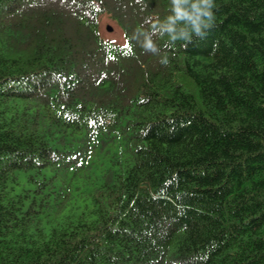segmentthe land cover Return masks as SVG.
<instances>
[{"label": "trees", "instance_id": "16d2710c", "mask_svg": "<svg viewBox=\"0 0 264 264\" xmlns=\"http://www.w3.org/2000/svg\"><path fill=\"white\" fill-rule=\"evenodd\" d=\"M215 2L152 55L169 0H0V264H264V0Z\"/></svg>", "mask_w": 264, "mask_h": 264}, {"label": "clouds", "instance_id": "9594fccd", "mask_svg": "<svg viewBox=\"0 0 264 264\" xmlns=\"http://www.w3.org/2000/svg\"><path fill=\"white\" fill-rule=\"evenodd\" d=\"M215 0H169L168 14L157 18L149 27H137L131 37L145 53L160 55L157 38H166L164 49H173L178 43L188 48L196 40H203L215 26ZM216 45L214 43L213 48ZM161 65L169 64L167 54L160 56Z\"/></svg>", "mask_w": 264, "mask_h": 264}, {"label": "rangeland", "instance_id": "374dc122", "mask_svg": "<svg viewBox=\"0 0 264 264\" xmlns=\"http://www.w3.org/2000/svg\"><path fill=\"white\" fill-rule=\"evenodd\" d=\"M109 25L112 27V30L111 31H106V26ZM102 29H103V32L105 34L106 37L108 38H115V39H118V40H122V36H121V32L120 30L117 28V26L111 22L110 20H108L107 18H104L102 20ZM114 151V148H111L110 149V152L109 153H112ZM108 159V155H105V152H103L102 155H98V157H95V160H94V166L98 169L101 162L102 163H106ZM95 171L92 169L90 172H89V175L92 177L94 174ZM83 177V176H82ZM82 180H79L77 182V185H82ZM22 186L21 185H18L17 188H21ZM74 194H76V192H74Z\"/></svg>", "mask_w": 264, "mask_h": 264}, {"label": "water", "instance_id": "95a60500", "mask_svg": "<svg viewBox=\"0 0 264 264\" xmlns=\"http://www.w3.org/2000/svg\"><path fill=\"white\" fill-rule=\"evenodd\" d=\"M106 30H107V31H111V30H112V27L109 26V25H107V26H106Z\"/></svg>", "mask_w": 264, "mask_h": 264}]
</instances>
